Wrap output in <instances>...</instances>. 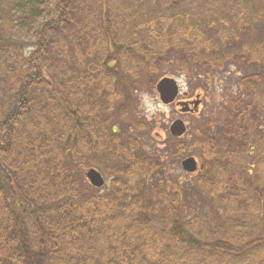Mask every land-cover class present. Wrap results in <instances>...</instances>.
Segmentation results:
<instances>
[{"label":"trees","instance_id":"obj_1","mask_svg":"<svg viewBox=\"0 0 264 264\" xmlns=\"http://www.w3.org/2000/svg\"><path fill=\"white\" fill-rule=\"evenodd\" d=\"M173 61L256 68L222 132L197 133L193 181L130 113ZM263 139L264 0H0V264H264Z\"/></svg>","mask_w":264,"mask_h":264},{"label":"rangeland","instance_id":"obj_2","mask_svg":"<svg viewBox=\"0 0 264 264\" xmlns=\"http://www.w3.org/2000/svg\"><path fill=\"white\" fill-rule=\"evenodd\" d=\"M224 3H222L223 8L217 9L216 13L221 14L220 17L223 16L226 23H228L225 25L220 19L221 27L226 26V29H228L230 26L236 25L239 20L236 12L241 15V10L231 11L232 7L230 5L226 7ZM229 8L231 9L228 11ZM174 63L175 61L166 63L160 75L154 76L145 73L142 76L141 85L136 89L134 88V90L129 89L132 93L130 113L137 118H141L148 126L141 136L145 153L147 155L150 153L156 159L159 157L162 161H166L170 157L169 155L175 152L174 156L169 158L172 160L166 161L169 172L173 177L179 176L182 180L193 181L200 169L195 173H187L182 169L181 164L183 160L194 157L198 160L199 165H203L200 159L201 151L193 146L194 141L197 139V133L204 132L214 135L222 132L225 121L230 122L229 114L232 113L233 100L237 98L251 99L252 96L246 94L240 88L237 78L254 73L256 68L253 66L240 70L237 67H231L225 73H204L203 71L197 72L194 70L184 72L178 69ZM162 76L164 77L159 79ZM164 78L175 79L180 88L179 96L174 103L169 105L162 103L157 91L158 83ZM197 102L198 105L196 106ZM177 120L183 121L186 126V133L181 137L173 136L170 131L171 126ZM180 143L186 144L187 148L183 151L178 150ZM260 143L264 144V139ZM246 158L248 157L243 156L242 159ZM247 162L249 163V161ZM90 168L92 167H86L85 170ZM85 170L84 172H86ZM102 176L105 180L103 187L107 188L109 178L107 179L103 174Z\"/></svg>","mask_w":264,"mask_h":264},{"label":"water","instance_id":"obj_3","mask_svg":"<svg viewBox=\"0 0 264 264\" xmlns=\"http://www.w3.org/2000/svg\"><path fill=\"white\" fill-rule=\"evenodd\" d=\"M157 91L164 105L174 103L180 93V88L175 79L164 78L157 85ZM198 102L196 103V106ZM171 134L176 137H181L186 133V126L183 121L177 120L170 128ZM182 169L187 173H195L199 169H203L204 165H199L194 157H189L182 161ZM85 177L88 182L95 188H102L105 180L98 170L90 168L86 170Z\"/></svg>","mask_w":264,"mask_h":264}]
</instances>
